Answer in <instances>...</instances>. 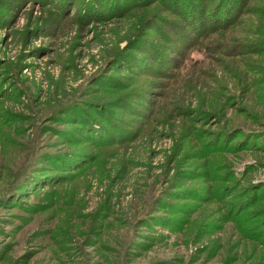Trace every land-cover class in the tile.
Listing matches in <instances>:
<instances>
[{
	"label": "rangeland",
	"instance_id": "1",
	"mask_svg": "<svg viewBox=\"0 0 264 264\" xmlns=\"http://www.w3.org/2000/svg\"><path fill=\"white\" fill-rule=\"evenodd\" d=\"M0 264H264V0H0Z\"/></svg>",
	"mask_w": 264,
	"mask_h": 264
}]
</instances>
